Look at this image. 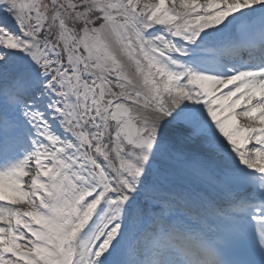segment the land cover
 <instances>
[{"label": "snow or ice", "instance_id": "obj_1", "mask_svg": "<svg viewBox=\"0 0 264 264\" xmlns=\"http://www.w3.org/2000/svg\"><path fill=\"white\" fill-rule=\"evenodd\" d=\"M0 264H264V0H0Z\"/></svg>", "mask_w": 264, "mask_h": 264}, {"label": "bare ground", "instance_id": "obj_2", "mask_svg": "<svg viewBox=\"0 0 264 264\" xmlns=\"http://www.w3.org/2000/svg\"><path fill=\"white\" fill-rule=\"evenodd\" d=\"M241 123H247L246 121H241Z\"/></svg>", "mask_w": 264, "mask_h": 264}]
</instances>
